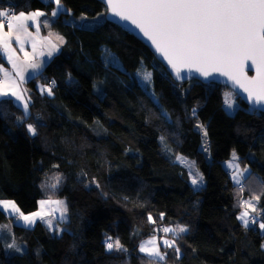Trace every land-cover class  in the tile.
<instances>
[{"label":"trees","instance_id":"16d2710c","mask_svg":"<svg viewBox=\"0 0 264 264\" xmlns=\"http://www.w3.org/2000/svg\"><path fill=\"white\" fill-rule=\"evenodd\" d=\"M60 2L65 11L51 28L63 45L28 83L27 114L12 99L0 101V200L30 214L41 200L66 199L69 219L54 237L43 222L17 225L0 211L26 248L8 255L0 237V264H148L153 258L139 248L153 237L180 248L177 258L161 245L167 255L156 264H264V113L235 94L240 107L230 114L226 86L175 82L146 45L106 20L98 0ZM8 8L51 13L56 4L0 0V10ZM101 14L95 28L67 22ZM141 70L151 73L147 87ZM234 152L250 169L239 184L224 165ZM178 154L196 161L203 187H192ZM253 195L260 200L245 227L242 200ZM168 226L187 231L167 235ZM108 237L122 248L109 251Z\"/></svg>","mask_w":264,"mask_h":264},{"label":"snow or ice","instance_id":"6c2138e0","mask_svg":"<svg viewBox=\"0 0 264 264\" xmlns=\"http://www.w3.org/2000/svg\"><path fill=\"white\" fill-rule=\"evenodd\" d=\"M113 16L120 20L128 21L139 32L143 34L155 50L160 53L168 64L175 71L177 79H183L181 68H188L190 71L195 69L205 79L213 76V73L226 76L233 81L235 85L247 93L248 101L254 107L264 108V0H104ZM57 10H62L60 0H55ZM44 15L43 12H32L26 15L20 12L18 15L6 10H0V50L8 56L16 75L23 81V73L26 68L38 69L39 63L31 62L26 65H17L13 62L15 49L12 48V40L20 45V51H24L23 44L25 39L32 37L28 31L27 21L35 20L36 17ZM53 16L57 11H53ZM7 23L8 31H4ZM37 30L39 26L37 25ZM63 42V37H57ZM32 47L35 51L36 41L33 38ZM51 49L55 50L56 45L51 44ZM52 51L48 52L51 56ZM27 53L25 56L27 57ZM250 68L256 70V77L241 80L239 69L247 62ZM3 72L4 80L0 86V96L12 95L16 100L24 101L22 92L14 89L10 90L9 72L0 67ZM143 79L149 81L151 73H144ZM54 83V81H53ZM44 89H42L43 91ZM49 95L52 94L51 86L47 89ZM225 103L229 108L232 107L230 97L226 98ZM25 114H27L28 103L23 104ZM195 113V110H193ZM28 132L35 136L36 128L28 125ZM204 135H207L205 131ZM236 154L233 153L232 162L229 167H235L239 170V164H236ZM245 171H247L245 169ZM233 179L237 184L240 179L234 174ZM203 180L202 176H194L193 185ZM59 181V177H57ZM55 187V185H53ZM243 192V188L240 189ZM260 195H264L262 192ZM260 195H253L251 200L244 201V204L251 207L255 212L256 205L252 200L259 201ZM55 203L62 205V201H41V207L44 204ZM11 209L20 214V217L27 223L33 224L36 217L44 219L41 211L31 215H24L12 201H0V211ZM55 211V209H53ZM67 209L61 212L63 218ZM249 216L247 211L243 212L239 219L243 221L245 227L248 226ZM149 220L152 217L149 216ZM49 228L52 227V221L47 220ZM253 223L255 220L253 219ZM264 229V223L260 225ZM164 233L174 232L183 233L187 229L178 227L176 229L165 227ZM163 245L173 248L179 258L180 248L175 247V239L162 241ZM10 248H16V245H8ZM106 247L109 251L115 247L117 250L122 248L119 239L115 241L108 237ZM17 251L20 249L16 248ZM139 251L145 253L153 259L148 264H156L157 260L163 261L167 255L161 252L160 246L155 238L142 244Z\"/></svg>","mask_w":264,"mask_h":264},{"label":"rangeland","instance_id":"374dc122","mask_svg":"<svg viewBox=\"0 0 264 264\" xmlns=\"http://www.w3.org/2000/svg\"><path fill=\"white\" fill-rule=\"evenodd\" d=\"M61 8H62V10H59V11L57 10V7L53 10V11H57V15H55V18H56V16H58L60 14V12L65 11L63 9L64 8L63 6H61ZM104 17H105V14L98 15L96 18H93V19H87L85 17H78V18H73L72 17V18L68 19L67 22L68 23H71V24H74V25H77V24L78 25H82V26L87 27V28H95L97 26V21L99 19H103ZM60 37H62V36H60ZM46 41L47 40H45V42ZM63 41H64V38H63ZM146 72L147 71H145V70H141L137 74V79L139 80V82H141V84L143 86L148 85L149 82H150V80L149 81H145L143 79L144 73H146ZM38 86L40 88H42V84H39ZM147 89H149V88H147ZM225 95H226L225 96V100H226V98H229L230 97L231 102H232V107L229 108L227 104H225V106L227 107V110H228V112L230 114H234L238 110V108L240 107V105L238 103V100H237V98L235 96V93L228 92ZM201 149H202L203 152L208 153L205 145H203L201 147ZM234 153L236 154V152H234ZM232 157H233V154H232ZM232 157H231V159L229 161H226L224 165L230 171L231 176L233 177L234 174L237 175V177L240 179V182H241L242 179L245 178V176L250 172V169L248 167L247 168H243L240 165H239V170H237L235 167H229V163L232 162ZM236 157H237V160L235 161V163L238 164V155L237 154H236ZM175 161L177 163H179V164H181V165H183V166H185L187 168V170L189 172V176H190V183H191V185H192V187L194 189H200L201 187H203L205 185L204 175L198 169V167L196 165V161L194 159H191V158H189V157H187L185 155H182V154H178L176 156V158H175ZM245 169L247 171H245ZM194 176H202L203 177V180L202 181H199L198 180V183L196 185H193L192 179H193ZM57 200L62 201L63 204L62 205H56L55 203H47V204H44L43 205V208L41 207V201H48V200H41L40 201V204H39V208L35 212L41 211L42 214H44V219L42 220L40 217H36L35 218V222L33 224H27L20 217V214L19 213L13 212L11 209H9L7 211H4V213L9 218H12V220H15V218L17 217L18 220H15L14 222H15V224L21 225V226L34 227L37 224V222H43L47 226V228L49 229V231L52 233V235L54 237H59V236L62 235V233L66 229L67 222H68V219H69V214H68V204H67V200L66 199H56V200H53V201H57ZM246 200H251V198H247V199H243L242 200V205L244 206L243 212L247 211L249 213V216H250L251 214L254 213V211L252 210L251 207H248V206H246L244 204V201H246ZM0 201H12L20 209V207L18 206V204L15 201H13V200H0ZM251 202H252V204L256 205V207H257L258 202L256 200H252ZM64 208H66L67 211H66V213H64V216L62 218L61 217V212H62V210ZM53 209H55V211H53ZM20 212H22L24 215H31V214L35 213V212H33V213H30V214H25L21 209H20ZM249 216L246 217V218L249 219ZM12 220H9L6 223H0V237L2 238L4 244L6 245L8 255L20 254V253H23L26 250V248H25L24 245L18 244L13 239V221ZM47 220H51L52 221V227L51 228H49L48 224L46 223ZM168 228H172V227L168 226ZM170 233L171 232L166 233V234L169 235ZM153 238H155L156 243L159 246H161V245L164 246L163 243H162V241L164 239L171 240L169 238H163L162 241L160 242L158 240V238H156V237H153ZM153 238H149V239L143 241L142 244H145L147 241H149V240H151ZM13 243L16 245V248L20 249L19 251H17L16 248H10V247H8V245L13 244ZM142 254L146 255L145 253H142Z\"/></svg>","mask_w":264,"mask_h":264},{"label":"crops","instance_id":"0c3cea01","mask_svg":"<svg viewBox=\"0 0 264 264\" xmlns=\"http://www.w3.org/2000/svg\"><path fill=\"white\" fill-rule=\"evenodd\" d=\"M6 11H9L10 13H15L17 15L20 13L17 12L16 10L9 8ZM37 11L43 12L44 15L36 17L34 21L33 20L27 21L28 31L32 33V37L25 39L23 44L24 51H20V45L16 43L15 39L12 40V48L15 49V53L13 55V62H15L17 65H21V64L26 65L31 62H36L40 64V67L35 70L32 68H26L23 73L24 79L23 81H21L20 77L16 75V72L12 67V63L9 62L8 56L3 52V50H0V57L2 60L4 59L3 60L4 62L0 63V67H2L4 70L9 72V84H8L9 89L10 90L14 89L16 91L22 92L24 96V101L16 100L15 97L12 95L0 96V101L6 99H12L15 102V104L23 110H24V106H23L24 102H27L29 105V97H28L29 88L27 87L28 83L34 79H37L39 76L42 75L46 66L50 63V61L54 58V56L59 53L63 45V42H61L57 38L60 37L59 34L51 28V23L55 19V16L52 15L53 11L49 13L42 10H34L24 13L28 15L32 12H37ZM37 25L39 26V30H37ZM4 31L5 32L8 31L6 24L4 27ZM33 38H35L36 41L35 51L33 50L32 47ZM45 40L47 41L45 42ZM51 44L56 45L55 50L51 49ZM50 50L52 51L51 56L48 55V52ZM25 53L28 54L27 57L25 56ZM0 77L4 80L3 72H0ZM0 86H2V83H0ZM38 88L41 89L39 86ZM42 88L44 87L42 86Z\"/></svg>","mask_w":264,"mask_h":264},{"label":"water","instance_id":"95a60500","mask_svg":"<svg viewBox=\"0 0 264 264\" xmlns=\"http://www.w3.org/2000/svg\"><path fill=\"white\" fill-rule=\"evenodd\" d=\"M98 1L101 2L106 8V20L119 26L120 28L128 32L130 35L136 37L144 45H146L153 53L155 58L165 67V69L167 70V72L170 74V76L175 82L183 83L190 80H199L207 84L213 83V84L226 86L230 90H232V92L235 93L251 110L264 113V108L254 107L248 101L247 93L244 92L243 89L235 85L233 81L229 80L226 76L219 75L218 73H213V76L205 79V77L201 76L199 72L195 71V69H192L190 71L188 68L182 67L181 76L183 77V79H177L175 71L173 70L172 66L169 65L167 60H165L164 57L155 50V47L151 45V42L148 41L145 37H143V34L139 32V29L135 28V26L132 25L130 22L120 20L119 17L113 16L111 14V10L108 9L104 0H98ZM250 63L251 62L249 61L240 67L239 75L241 80H243L245 77H247L248 79H252L256 77L257 75L256 70L254 68L249 67Z\"/></svg>","mask_w":264,"mask_h":264},{"label":"built area","instance_id":"2783aa9c","mask_svg":"<svg viewBox=\"0 0 264 264\" xmlns=\"http://www.w3.org/2000/svg\"><path fill=\"white\" fill-rule=\"evenodd\" d=\"M6 25H7V23H6ZM2 81H3V79L0 77V83H2Z\"/></svg>","mask_w":264,"mask_h":264}]
</instances>
